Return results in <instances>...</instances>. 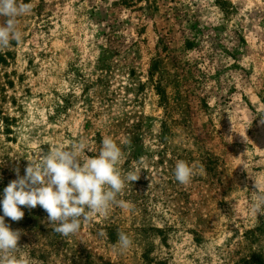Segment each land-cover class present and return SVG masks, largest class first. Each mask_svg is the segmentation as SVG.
Returning <instances> with one entry per match:
<instances>
[{
    "label": "rangeland",
    "instance_id": "rangeland-1",
    "mask_svg": "<svg viewBox=\"0 0 264 264\" xmlns=\"http://www.w3.org/2000/svg\"><path fill=\"white\" fill-rule=\"evenodd\" d=\"M23 2L22 39L0 50V199L15 168L80 141L95 156L112 138L140 172L127 207L74 236L39 205L6 217L32 264H264L249 176L264 180V0Z\"/></svg>",
    "mask_w": 264,
    "mask_h": 264
},
{
    "label": "clouds",
    "instance_id": "clouds-1",
    "mask_svg": "<svg viewBox=\"0 0 264 264\" xmlns=\"http://www.w3.org/2000/svg\"><path fill=\"white\" fill-rule=\"evenodd\" d=\"M32 11L30 3L23 0H0V50L12 41L19 43L22 33L17 18ZM264 123V120H261ZM131 147V142H127ZM124 149L112 138L104 137L98 155L85 154V143L80 141L67 148L54 147L40 151L34 159L27 160L25 174L15 168L16 179L9 182L0 199V264H32L30 256L19 245L21 230H13L5 218L20 221L24 217L22 206L33 209L38 205L48 214L54 233L71 237L79 233L82 222L93 216L106 215L112 206L127 207L118 199L127 184L137 181L140 172L124 171ZM175 179L181 185L191 183L194 169L187 162L178 160L174 168ZM256 193L250 201V210L257 216L264 215V180L254 175ZM133 240L124 232L118 233L117 247L128 250Z\"/></svg>",
    "mask_w": 264,
    "mask_h": 264
},
{
    "label": "trees",
    "instance_id": "trees-1",
    "mask_svg": "<svg viewBox=\"0 0 264 264\" xmlns=\"http://www.w3.org/2000/svg\"><path fill=\"white\" fill-rule=\"evenodd\" d=\"M2 59V58H1Z\"/></svg>",
    "mask_w": 264,
    "mask_h": 264
}]
</instances>
